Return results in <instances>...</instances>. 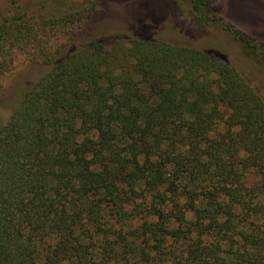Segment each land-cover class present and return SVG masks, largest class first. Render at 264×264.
Masks as SVG:
<instances>
[{"label": "trees", "instance_id": "16d2710c", "mask_svg": "<svg viewBox=\"0 0 264 264\" xmlns=\"http://www.w3.org/2000/svg\"><path fill=\"white\" fill-rule=\"evenodd\" d=\"M174 1L264 58L216 0ZM92 9L5 15L0 76L20 50L53 62L37 38ZM0 264H264V98L216 54L166 40L54 62L0 127Z\"/></svg>", "mask_w": 264, "mask_h": 264}, {"label": "rangeland", "instance_id": "374dc122", "mask_svg": "<svg viewBox=\"0 0 264 264\" xmlns=\"http://www.w3.org/2000/svg\"><path fill=\"white\" fill-rule=\"evenodd\" d=\"M24 7L37 23L68 11L93 9L77 14L57 36L37 38L48 41V51L55 54L53 62L45 54L35 56L20 50L15 55L11 69L0 76V127L54 62L96 41L109 45L119 39L166 40L216 54L236 67L264 98V58L222 26L199 24L186 2L180 7L174 0H0V22ZM215 8L264 43V0H216Z\"/></svg>", "mask_w": 264, "mask_h": 264}]
</instances>
